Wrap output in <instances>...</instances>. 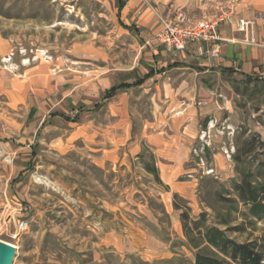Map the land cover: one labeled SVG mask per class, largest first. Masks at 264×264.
I'll use <instances>...</instances> for the list:
<instances>
[{"label": "rangeland", "instance_id": "374dc122", "mask_svg": "<svg viewBox=\"0 0 264 264\" xmlns=\"http://www.w3.org/2000/svg\"><path fill=\"white\" fill-rule=\"evenodd\" d=\"M197 1L204 7L183 10L213 14L230 0ZM231 4L233 16L239 0ZM141 5L168 15L183 7ZM131 23L117 0H0V239L15 245L11 264H194L181 212L189 228L202 212L215 224L236 169L264 176L258 74L175 68L101 101L104 88L177 60ZM40 65L49 77L26 73ZM188 108L197 118L186 130L187 118L174 117ZM144 149L149 164L186 150L179 180L192 185L174 190L159 171L157 182ZM235 216L241 229L230 237L264 242V219Z\"/></svg>", "mask_w": 264, "mask_h": 264}, {"label": "crops", "instance_id": "0c3cea01", "mask_svg": "<svg viewBox=\"0 0 264 264\" xmlns=\"http://www.w3.org/2000/svg\"><path fill=\"white\" fill-rule=\"evenodd\" d=\"M122 1L123 6L120 11H125L126 20L128 19L132 21V23L129 26H126V28L133 30L134 23L137 24V27L141 32H143L146 38H151L150 40H146V43L148 45H150V42L154 43L155 52H159L163 55L167 50L164 45L155 40L156 33L160 29V22L153 10H150L149 7L141 9L142 5L140 6V0ZM174 2L175 4L183 6L182 8L177 9L179 10L184 7H204L203 3L206 1L198 2L197 0H174ZM238 6H240L239 10L232 16L234 22L222 24L219 27V34L222 38H224V41L221 42L220 52L218 54L213 55L210 53L209 49L211 48V43H205L204 46L207 52L203 54H197L193 46H189L187 49L181 51H172V53H177L175 56L177 60H171L172 62L159 68L158 70H154L150 67L142 76H135L134 79L124 80L104 88L101 94V101L109 100L123 90L139 87L144 81L150 79L155 74L182 67H194L195 71L199 73L222 71L231 74H240L245 77L258 74L264 78V0H239ZM174 12H176V9ZM159 13L165 14L164 11H160ZM238 18L254 20L255 23L251 33L256 40V44H249L243 41V33L236 30L235 26V20ZM27 71L26 73L28 75H37L38 78L42 80L49 77L48 71L44 65L30 68V70ZM138 81L139 84L137 85L119 87L124 83H133ZM113 88L117 89L111 91L109 95H107V92ZM100 107V103L93 106L94 109H98ZM54 115H59L67 119L64 114H50V116ZM186 118L188 120L186 130H188V128L193 125L194 119L197 118V112L188 108L180 111L174 117L176 121H182L183 123H185L184 121ZM43 123L44 120L42 121V124ZM160 138L164 140L162 135H160ZM186 159V150L173 149L172 152L167 153V161H162L159 164L155 162L154 165L159 171L161 181L164 184L171 186L174 190H178L181 187H190L192 185L191 180H179V176L185 172V168L183 166Z\"/></svg>", "mask_w": 264, "mask_h": 264}, {"label": "trees", "instance_id": "16d2710c", "mask_svg": "<svg viewBox=\"0 0 264 264\" xmlns=\"http://www.w3.org/2000/svg\"><path fill=\"white\" fill-rule=\"evenodd\" d=\"M123 6L122 0H117V7L120 10ZM139 84L138 82L124 83L119 87H129ZM117 87V88H119ZM107 92V95L111 91ZM148 154L146 150L138 155L144 169L151 173L155 180L160 183L158 170L154 164H149L145 159ZM237 177L230 178L227 188L222 186L230 196L222 193L217 195V202L222 205L223 214L219 215L215 224H206L205 212H202L197 219L191 221L193 227L186 225L187 214L181 212L184 223L185 235L192 243L195 252L194 264H264V242L259 240H246L238 242L228 235L229 231H238L240 226H231L230 223L236 218L235 213L250 217V221L264 219V176L258 173L236 169ZM242 206L245 210H241ZM178 208V206H175ZM221 225L223 228H220ZM192 229L196 230L198 236H191ZM204 244L203 246H201ZM201 246V247H200ZM207 250V252H204Z\"/></svg>", "mask_w": 264, "mask_h": 264}, {"label": "built area", "instance_id": "2783aa9c", "mask_svg": "<svg viewBox=\"0 0 264 264\" xmlns=\"http://www.w3.org/2000/svg\"><path fill=\"white\" fill-rule=\"evenodd\" d=\"M233 0L227 1L225 9L213 14L203 13L198 17H193L183 9L177 10L174 14H161L153 9L154 14L160 22V29L156 33L155 40L164 45L167 51H181L189 46L195 48L197 54L207 52L205 43H211L210 53H219L220 42L223 40L219 34V27L222 23L229 21L234 11L231 4ZM253 20L239 18L236 20V30L244 33V40L250 44H256L251 34ZM26 228V222L23 224Z\"/></svg>", "mask_w": 264, "mask_h": 264}, {"label": "water", "instance_id": "95a60500", "mask_svg": "<svg viewBox=\"0 0 264 264\" xmlns=\"http://www.w3.org/2000/svg\"><path fill=\"white\" fill-rule=\"evenodd\" d=\"M15 249L13 244L0 239V264H11Z\"/></svg>", "mask_w": 264, "mask_h": 264}, {"label": "bare ground", "instance_id": "6f19581e", "mask_svg": "<svg viewBox=\"0 0 264 264\" xmlns=\"http://www.w3.org/2000/svg\"><path fill=\"white\" fill-rule=\"evenodd\" d=\"M15 246V245H14Z\"/></svg>", "mask_w": 264, "mask_h": 264}]
</instances>
